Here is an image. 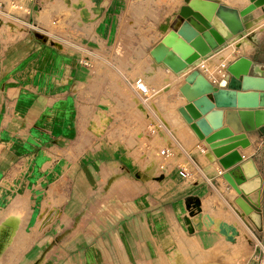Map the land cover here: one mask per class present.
<instances>
[{"label": "crops", "instance_id": "1", "mask_svg": "<svg viewBox=\"0 0 264 264\" xmlns=\"http://www.w3.org/2000/svg\"><path fill=\"white\" fill-rule=\"evenodd\" d=\"M26 1V7L29 8L31 0ZM148 1L151 4L149 9L152 11L154 4L151 0ZM214 1L224 7L237 9L249 3L248 0ZM125 2L126 0H102V13L100 18L98 17L101 19L100 27H104L106 31L103 35H99L102 41H106L110 33L108 25L112 23L111 19L106 17L108 6H110L109 10L119 12ZM161 4L163 6L166 3ZM33 7L32 5L31 10ZM179 7H172L171 12L164 17L163 24H159L161 27L159 32L154 35L149 34L148 52L166 33L162 28L165 24L168 23L167 31H170L172 20ZM248 20L250 26L248 30L245 34L237 36L240 38V47L236 44L232 45L231 42L230 48H227L230 50V55L225 57L218 66V74L207 76L201 70L208 80L217 81L222 78L224 65L239 55L245 56L258 68L264 70V12L256 8ZM4 27L12 30L9 32L10 36H0V221L8 220L0 226V253H4L6 243L14 236V231L17 232L14 241L20 236V232L26 231L24 227L27 218L31 217L30 208L40 203L42 206L39 210L43 206H50V202L45 201L49 197L50 190L53 189L54 194L58 195L61 190L66 189L70 195L71 186L78 180H81V183L91 182V177H94L98 168L104 170L113 168L111 170L113 174L133 171L136 178L142 177L136 174L137 172H144L147 175L143 181L144 185L137 179L134 182V188L138 191L141 189L145 191L147 188L149 195L146 198L135 195L131 203L134 207L139 206L145 198L147 202L143 203L149 204L147 207L149 212L145 215L143 213L136 215L138 212L130 203L125 205L122 222L115 231L123 259L124 261L128 259L126 264H148V262L150 264V261L155 264H244L256 253H261V248L264 246L263 132L258 129L245 132L249 145L244 148L236 146L223 154L225 156L237 151L242 155V161L229 168V171L234 178L243 182L242 185L246 189H250L246 195L236 193L225 181L222 174L227 170L220 166L218 158L214 157L204 142L197 139L189 126L184 123L191 130L187 129L190 132H186L187 135H193L196 138L194 148L197 149L194 153L198 157L194 156L190 150L178 148L174 142L168 144L160 138L157 130L154 132L152 129L149 114L144 112L146 123L144 121V126L140 130L131 136H128V133L121 134L122 138L127 137L132 148L134 147L133 154L136 155L137 168L133 163H124L125 157L121 152L116 153V160L110 164L108 159L111 158V153L108 150H99L98 147L77 149L74 145L80 134L81 110L78 87L81 79L78 77L81 78L82 75L76 74L72 67L61 72L60 50H56L53 46L45 49L46 43L51 44L46 42L43 36H39V32L30 34L32 26L27 20L16 19L8 23L0 20V29ZM95 27L97 28V25ZM224 50L213 53V57L221 55ZM242 63L244 61L240 60L233 65V68H242ZM168 71L173 74L172 71ZM262 72L264 76V71ZM182 78L184 82V76ZM181 84L176 87V93H172L170 89L167 90L168 88L163 85L157 95L162 94L161 90L166 92V97L160 100L171 102L165 105L178 102L177 100L184 103L183 97L178 98V87ZM175 86L174 83L171 88ZM178 103V105L181 104ZM135 104L137 108L143 109L140 103ZM261 109L264 111V107ZM224 112L225 109L221 116L222 127L228 128L233 135H236V132L226 124ZM253 121L254 119L252 123ZM215 132L217 130H212V133ZM169 133L173 135L171 131ZM179 138L186 141L184 134ZM226 139L228 138H218L217 141ZM165 146L170 147L172 154L167 158L160 155V150ZM174 147L181 149L186 159H191L190 164L194 170L189 168L188 172L194 175V180L189 181L180 176L179 170L183 166L174 163L177 158L173 156ZM90 154H94V157H90ZM119 154L121 157H118ZM78 160L81 161L80 164L77 163ZM109 164L113 165L109 167ZM194 171L196 174L193 173ZM84 176L85 179H83ZM87 177L90 179L87 180ZM101 178L104 176L101 175ZM240 197L250 209L248 212H244L236 203ZM68 199L71 201L74 197L70 195ZM55 209L57 212L50 211L40 220L39 210L37 211L35 218L36 223L38 220L39 222L35 231L38 237L29 248H22L25 250L19 251L22 255L16 264H32L36 257H40V253H44L47 246L46 235L52 229L55 220L60 216H63L60 219L63 222L70 219L72 213L70 214L68 208L64 213L58 208ZM197 209L202 214L200 218L195 215ZM191 213H194V216L190 217L192 224L200 223L202 226L201 229H194L192 233H189L183 218ZM53 216L55 219L49 225ZM209 219L233 225L237 231L234 240L228 242L214 224L207 227ZM99 230L101 238L96 245L100 249L101 259L98 258V261H95L91 255L92 261L87 257L84 264H106L102 257L104 253L102 247L109 241L110 233L108 229ZM48 235H55V232ZM18 245L17 240L16 245L13 244V246ZM66 245L69 249H77L72 243L69 245L63 243L62 247L59 244H53L52 248L48 249L53 252L52 261L50 258L46 259L43 254L38 264H78L74 259L77 253L73 254L75 256L64 258L67 251L64 250L67 248ZM5 254L2 257L3 260L6 257ZM11 259L13 260L14 256H11ZM13 262L15 263V260Z\"/></svg>", "mask_w": 264, "mask_h": 264}, {"label": "rangeland", "instance_id": "2", "mask_svg": "<svg viewBox=\"0 0 264 264\" xmlns=\"http://www.w3.org/2000/svg\"><path fill=\"white\" fill-rule=\"evenodd\" d=\"M0 1L2 3L0 20L7 23L16 19L27 20L32 26L30 34L39 32V36H43L45 41L51 44L46 43L45 49L53 46L56 50H60L62 54L61 72L72 67L76 74L82 75L81 78L78 77L81 79L78 87L81 112L80 134L74 143L77 149L98 147L99 150H108L111 153V158L108 159L110 164L116 160V153L121 152L125 157L124 163H133L137 168L136 155L133 154L134 147L132 148L130 140L127 137L123 139L121 134L128 133V136H131L140 130L144 126V121L146 123L144 113H148L152 129L154 132L157 130L160 138L168 144L174 142L178 148L183 147L190 150L194 156L198 157L194 153L197 149L194 148L196 138L190 136L188 140L182 141L173 127H168L170 124H166V119H163L165 118L164 113H172V110H175L179 106L178 102L181 103V101L177 100L178 102L165 105L171 102L170 100L163 102L160 100L162 97H166V92L163 91V93L161 90L162 94L157 95L163 85L168 88L167 90L170 89L172 93H176V87L183 82V78L180 81L176 80L175 88H171L172 81L166 80V76L158 74L159 71L155 67L149 66L151 56L147 50V45H150L149 34L154 35L159 32L161 30L159 24H163L164 17L171 12L172 7L181 6L183 0H151L154 4L152 6L156 9L151 8L152 11L149 9L151 4L148 0H126L119 12L109 10L110 6H108L106 17L110 18L112 23L108 25L110 33L107 35L106 41H102L99 37L106 31L104 27H100L99 16L102 12L97 13L93 10V6L95 7L93 0H31L29 8L26 7V0ZM161 3L166 4L162 6ZM32 5L34 7L31 10ZM96 19H98L97 22ZM11 30L7 27L0 29V36H10ZM222 55L224 54L219 56ZM203 64L201 66H204ZM215 73H218V67L208 76H213ZM136 76L142 77L152 89L151 95L146 99H140L133 91L131 84ZM137 102L143 109L137 108L135 104ZM170 131L174 136L169 133ZM178 148L174 147L173 156L177 157L174 163H179L188 172L189 168L193 169L190 164L191 159H186L185 153ZM89 156L94 157V154ZM118 157H121V154ZM77 163L80 164L81 161L78 160ZM112 169L98 168L94 177H91V182L81 183V180H78L70 188V195L74 197L71 201L68 199L70 195L66 189L61 190L58 195L54 194L53 189L50 190L49 197L45 200L50 202V206H43L39 210L42 206L40 203V205L30 208L31 217L27 218L24 227L26 231L20 232L16 241L14 239L17 232L14 231V236L7 242L8 245L6 243L4 253H0V264H16L18 262L22 255L19 251L29 248L30 244L38 237L35 229L40 218L49 214L50 211L57 212L55 208L60 209V212L63 213L69 209L70 214L72 213L71 220L67 219L63 222L60 220L63 216L55 220L52 229L46 235L47 246L44 253H40V257H36L32 264H38L43 254L46 259L50 258L52 261L53 252L48 249H51L53 244H59L62 247L63 243H68V245L72 243V245H76L74 248H77L69 249L67 245L66 249L62 248L67 250L65 259L75 256L73 254L77 253L74 259L78 264H84L87 257L92 261V256L95 261H98V258L101 259L100 249L96 245V242L99 244L101 238L99 229H108L110 233L109 241L105 242L106 244L102 247L104 252L102 257L105 263L126 264L128 259L125 261L123 259L115 231L122 222L121 217L125 212V205L130 203L132 206L131 200L135 195L145 198L149 195L147 188L145 191L143 189L138 191L134 188L135 180H140V184L144 185L143 181L147 175L144 172H137L136 174L142 177L136 178L133 171L113 174ZM193 173L196 174L195 171ZM188 174L191 176L189 181L195 179L194 175L189 172ZM101 175L104 178H101ZM88 179L90 178L87 177ZM145 198L141 199L142 202L139 206L136 205L142 210L132 206L138 212L136 215L141 213L145 215L149 212L147 208L149 204L143 203L147 202ZM37 211L39 220L36 223L35 214ZM54 219L53 216L49 225ZM6 221L8 220H1L0 226ZM54 232L55 235H48ZM17 240L19 245L14 247L13 244L16 245ZM91 246L93 247L90 249ZM5 252L8 253V257ZM4 254L6 257L3 260ZM11 256H14L13 260ZM150 264H155V262L150 261Z\"/></svg>", "mask_w": 264, "mask_h": 264}, {"label": "water", "instance_id": "3", "mask_svg": "<svg viewBox=\"0 0 264 264\" xmlns=\"http://www.w3.org/2000/svg\"><path fill=\"white\" fill-rule=\"evenodd\" d=\"M183 1L184 4L172 20L170 31H167L168 25L162 27L166 33L149 50V54L156 63L169 68L176 77L184 74V82L178 87L184 103L176 107L178 113L197 139L204 142L214 157L218 158L220 166L227 170L222 174L225 181L236 193L246 195L250 189H246L243 182L234 178L229 171V168L242 161V155L237 151L225 156L223 154L236 146H248L245 132L258 129L264 133V111L261 109L264 107V70L239 55L224 65V76L211 83L199 70L198 64L202 58L245 34L248 30V17L252 12L256 8L264 12V0H248L249 3L240 9L224 7L214 0ZM236 46H239V41ZM240 60L244 61L243 67L233 68ZM215 107L217 109H213ZM223 109L226 124L236 135L222 127ZM212 130L217 132L212 133ZM218 138L228 139L217 141ZM242 200L240 197L236 203L244 212H248L250 209ZM195 215L200 218L202 214L198 210ZM191 216L194 213L183 218L189 233L202 226L200 223L192 224ZM224 228L228 233L223 231ZM217 230L228 241H233L237 234L236 228L226 222H221Z\"/></svg>", "mask_w": 264, "mask_h": 264}, {"label": "bare ground", "instance_id": "4", "mask_svg": "<svg viewBox=\"0 0 264 264\" xmlns=\"http://www.w3.org/2000/svg\"><path fill=\"white\" fill-rule=\"evenodd\" d=\"M96 2V3H93L94 5H95V7L93 6V10L94 11H96L97 13L99 12V11H101L100 9H101V6H100V4L101 3H99L98 4V6H97V3L99 2V1H101V0H93V2ZM92 6V5H91ZM89 7V6H88ZM86 10H89V9H87L86 8ZM249 26V25H248ZM250 27V26H249ZM240 38L238 37V38H236L235 40H232L231 42H232V45L233 44H236V41H239L240 42V40H239ZM231 42H229L228 44H226V45H224L223 47H221L220 49H218L217 51H214L213 53H216V52H218V51H222L223 49H225L224 50V52H223V54L224 55H222V56H217L216 58H214L213 56H214V54L212 53V54H210L209 56H207V57H205V58H202L201 60H200V62H199V64H198V68H199V70L201 71H203L207 76L209 75V74H212V71H214L219 65H221V63L223 62V60L225 59V57H229V55H230V50L229 49H227L229 46H230V44H231ZM243 44H241V46H242ZM237 47H240V46H237ZM230 48V47H229ZM220 53V52H219ZM218 54V53H217ZM216 55V54H215ZM150 62L151 63H149V66H153V67H155L156 68V70L157 71H159V73L158 74H160L161 73V75L163 76H166V80H170V81H172V83L171 84H173L174 83V81L175 80H179V79H181L183 76H184V74H182V75H180V76H178V77H176V75H173V74H171L168 70H170L169 68H167V67H164V65L163 64H159V63H156L155 61H154V59L151 57L150 58ZM205 62V63H204ZM204 63V64H203ZM204 65V66H201V65ZM152 70V69H151ZM171 71V70H170ZM210 72V73H209ZM155 73H157L156 71H155ZM218 73H215V75H217ZM215 75H213V76H215ZM161 77V76H160ZM170 83H169V85H171ZM148 86V85H147ZM178 98L180 99V98H182L181 97V94L179 93L178 94ZM158 110V109H157ZM173 112L172 113H168V112H166V113H164V115H165V118H163V116H162V118L163 119H166V121L167 122H165V120H164V122L167 124H170L168 127H173V129L175 130V132H176V134L180 137L181 135H183L184 134V136L186 137V139L188 140V138L190 137V136H193V135H187V133H190V132H188L187 131V129H189L187 126V124L184 122V120L182 119V117H181V119H180V116H179V114L177 113V109H175V110H172ZM184 123L187 125V126H185L184 125ZM191 129V128H190ZM189 129V130H190ZM192 130V129H191ZM190 130V131H191ZM187 132V133H186ZM193 132V131H192ZM194 133V132H193ZM212 219V218H211ZM211 219H209L210 220V222L209 223H207V226L208 225H212V224H214L216 227H218L219 226V224H220V221L219 220H211ZM208 220V221H209ZM207 221V222H208ZM225 233H228L227 232V230H226V228H224V230H223ZM229 242V241H228ZM235 250V249H234Z\"/></svg>", "mask_w": 264, "mask_h": 264}, {"label": "built area", "instance_id": "5", "mask_svg": "<svg viewBox=\"0 0 264 264\" xmlns=\"http://www.w3.org/2000/svg\"><path fill=\"white\" fill-rule=\"evenodd\" d=\"M102 0L100 1V3ZM26 10V9H25ZM225 74V72H224ZM224 74L222 76H224ZM216 80H212L211 83H214ZM133 91L140 99H146V97L151 95V88L147 86V84L144 82L142 77H134L132 84H131ZM263 148H264V133H263V142H262ZM160 155L164 158H167L171 155L170 147L165 146L160 150ZM180 176H182L184 179H189L191 176L188 174V172L182 167L179 170ZM184 222V221H183ZM185 225V224H184ZM186 227V226H185ZM195 229V228H194ZM244 264H264V246L261 248V253L259 255L255 254L253 255L252 259L245 262Z\"/></svg>", "mask_w": 264, "mask_h": 264}]
</instances>
